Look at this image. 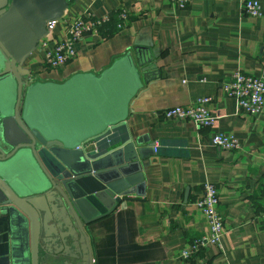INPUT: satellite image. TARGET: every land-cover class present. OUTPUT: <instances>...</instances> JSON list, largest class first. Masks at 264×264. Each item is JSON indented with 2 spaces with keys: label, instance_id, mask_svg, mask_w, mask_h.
<instances>
[{
  "label": "crops",
  "instance_id": "0c3cea01",
  "mask_svg": "<svg viewBox=\"0 0 264 264\" xmlns=\"http://www.w3.org/2000/svg\"><path fill=\"white\" fill-rule=\"evenodd\" d=\"M257 1L260 15L253 17L242 13L244 0H191L183 8L170 0H68L50 34L57 39L65 36L66 20L78 16L113 18L123 8L128 21L110 35H85L74 43L76 55L56 69L41 67L37 45L21 63L33 80L53 82L100 74L126 54L138 70L141 86L128 103L125 123L87 147L99 154L129 137L142 149L144 194L129 195L84 227L91 264H264V108L257 117L238 114L235 100L220 89L236 68L253 76L264 70V0ZM202 96L211 97V127L161 116ZM216 132L234 135L241 148H216ZM204 181L218 190L221 248L208 246L184 260L180 251L207 231L194 204ZM71 227L68 216L56 228L53 238L66 245L52 259L44 251L50 239L43 230L40 264H88L84 237L77 228L69 234ZM0 264H30L29 222L2 206Z\"/></svg>",
  "mask_w": 264,
  "mask_h": 264
},
{
  "label": "water",
  "instance_id": "95a60500",
  "mask_svg": "<svg viewBox=\"0 0 264 264\" xmlns=\"http://www.w3.org/2000/svg\"><path fill=\"white\" fill-rule=\"evenodd\" d=\"M67 2L0 0V91H14L12 101L0 97V206L27 218L30 264H40L43 230L55 242L68 216L75 227L69 234L77 228L83 235L91 264L84 227L129 195L144 194L142 149L129 137L99 154L87 147L125 123L141 86L131 56L100 74L76 73L62 82L33 80L20 69Z\"/></svg>",
  "mask_w": 264,
  "mask_h": 264
},
{
  "label": "built area",
  "instance_id": "2783aa9c",
  "mask_svg": "<svg viewBox=\"0 0 264 264\" xmlns=\"http://www.w3.org/2000/svg\"><path fill=\"white\" fill-rule=\"evenodd\" d=\"M176 7L183 8L191 0H170ZM242 13L248 16L260 15V4L257 0H244ZM117 19L116 30L123 28L128 21L127 12L119 8L114 12ZM109 16H78L66 20L65 36L57 39L50 35L56 24V20L46 23V34L38 40L37 48L42 54L41 67L56 69L71 60L76 51L74 43L87 34H101L100 29L105 27ZM264 52V40L262 42ZM222 92L235 100L237 113L250 117H257L264 108V70L258 76L244 73L236 68L226 80L220 84ZM211 97H198L193 103L180 106L175 105L161 112L164 119L191 120L197 127H211L215 122V116L210 112L208 105ZM211 144L216 148L226 151H236L241 148L240 141L232 134L216 132L211 137ZM195 206L203 215L207 231L190 241L186 248L179 253V258L188 260L202 249L208 246L221 248V236L224 231V218L219 205L218 190L214 183L204 181L200 194L194 201Z\"/></svg>",
  "mask_w": 264,
  "mask_h": 264
},
{
  "label": "flooded vegetation",
  "instance_id": "af4514ba",
  "mask_svg": "<svg viewBox=\"0 0 264 264\" xmlns=\"http://www.w3.org/2000/svg\"><path fill=\"white\" fill-rule=\"evenodd\" d=\"M65 245V243L60 244L59 241L53 242L51 240H48L45 245L44 251L47 252V257L49 259H52L56 257L60 252H62L63 249H65Z\"/></svg>",
  "mask_w": 264,
  "mask_h": 264
},
{
  "label": "trees",
  "instance_id": "16d2710c",
  "mask_svg": "<svg viewBox=\"0 0 264 264\" xmlns=\"http://www.w3.org/2000/svg\"><path fill=\"white\" fill-rule=\"evenodd\" d=\"M116 23H117V19L116 17H114V14H113V18L109 20V22L107 23L105 27L103 26V28L100 29V33L107 34V35L114 33L116 31V27H115Z\"/></svg>",
  "mask_w": 264,
  "mask_h": 264
},
{
  "label": "rangeland",
  "instance_id": "374dc122",
  "mask_svg": "<svg viewBox=\"0 0 264 264\" xmlns=\"http://www.w3.org/2000/svg\"><path fill=\"white\" fill-rule=\"evenodd\" d=\"M4 88H5V90H4L3 93H2V91H0V97L4 98V96H5L8 100L12 101L13 100V96H14L13 87H12V89L10 87H7V89H6V87L4 86ZM1 93L3 95H1Z\"/></svg>",
  "mask_w": 264,
  "mask_h": 264
}]
</instances>
